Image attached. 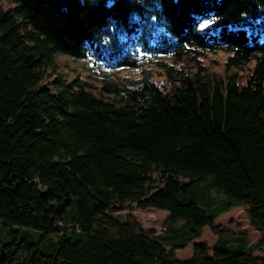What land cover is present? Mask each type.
<instances>
[{"label": "trees", "instance_id": "16d2710c", "mask_svg": "<svg viewBox=\"0 0 264 264\" xmlns=\"http://www.w3.org/2000/svg\"><path fill=\"white\" fill-rule=\"evenodd\" d=\"M14 1L0 7V264H264V0ZM207 51L226 54L223 74ZM57 53L141 72L96 93ZM132 204L166 210L165 228ZM233 206L256 240L214 221ZM205 224L210 253L193 240Z\"/></svg>", "mask_w": 264, "mask_h": 264}, {"label": "rangeland", "instance_id": "374dc122", "mask_svg": "<svg viewBox=\"0 0 264 264\" xmlns=\"http://www.w3.org/2000/svg\"><path fill=\"white\" fill-rule=\"evenodd\" d=\"M17 3L14 0H0V7L4 10H12ZM20 18V17H18ZM26 27L30 28V25L27 23ZM21 30L24 31L25 28L22 26ZM225 53L223 51L212 52L207 51L205 55H200V63L205 66V69L208 72H218L224 73V59ZM254 59H251L245 63L239 72H246L253 65ZM54 68L57 72L63 74L67 79H71L74 76L78 75L82 79L90 82L92 84L91 89L96 92H102L105 95H109V92L106 91L102 86L106 83H111L114 81H121L131 79L136 77L141 72L139 66L135 67H116L110 66L109 64L100 62L96 64H88L83 59H74L68 55L57 53L54 57ZM145 66L148 68L151 73L152 78L158 83L162 84L165 79V73L162 69L155 64L145 63ZM233 70H238L233 68ZM52 77L56 74L51 72ZM244 80V79H243ZM242 80V81H243ZM167 85V83H166ZM186 180V179H183ZM131 211L136 216L142 227L144 228H153L155 232H160L165 228L164 219L167 215V211L156 208V207H147V208H138L132 204ZM214 221L221 226L232 229L234 231L246 232L249 235L251 241L256 240L261 232L253 228L249 224V219L245 215L243 207L233 206L227 209L226 211L218 214ZM38 232H35L33 235L38 236ZM57 235L54 233L47 234L45 240L47 242H52L56 240ZM194 241H204L206 242L208 252L212 251L213 246L217 240V234L211 230V228L205 224L202 227L200 234L193 239ZM175 255L178 258L185 259L189 258L193 253V247L191 241L188 242L185 246L176 248ZM256 254L264 256V247L255 251Z\"/></svg>", "mask_w": 264, "mask_h": 264}]
</instances>
